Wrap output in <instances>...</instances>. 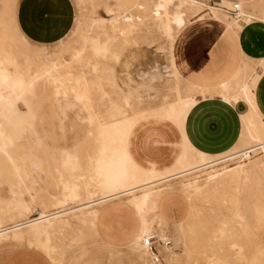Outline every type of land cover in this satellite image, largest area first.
Segmentation results:
<instances>
[{
    "label": "rangeland",
    "instance_id": "rangeland-1",
    "mask_svg": "<svg viewBox=\"0 0 264 264\" xmlns=\"http://www.w3.org/2000/svg\"><path fill=\"white\" fill-rule=\"evenodd\" d=\"M123 1L71 0L74 7L71 31L62 41L42 46L30 43L19 31L16 23L19 0H0V67L12 78L20 77L25 82L32 79L30 86L25 84L21 89L0 86V94L12 103L10 107L0 106V131L5 138L14 140L10 149L13 162L0 154L1 229L34 220L41 213L51 215L88 202L83 190L84 177L97 146L94 141L96 129L94 124H90L89 117L94 111L99 116L108 117L109 99L122 105L128 99L133 108L150 109L186 96L190 89L196 87L181 78L172 59L173 42L193 18L191 13L161 11L151 18L141 9L129 8L119 17L120 31L107 34L110 37V55L105 58L92 56L91 40H104L101 20L110 18L108 11L116 17L118 6ZM198 1L205 9L198 17L205 15L209 18L210 10L206 8L209 6L204 0ZM250 1L253 0H246L241 6L243 19L253 16L264 24V0L247 4ZM222 7L227 6L222 4ZM219 13L233 25L235 34L245 25L243 19L238 22L222 11ZM154 57L158 58L159 69L145 74L144 62ZM50 63L61 65L59 70L67 77L63 84L55 86L46 81L41 70ZM95 64L99 69L97 73L93 71ZM108 69L117 74V81ZM102 70L107 71L101 73ZM262 70L264 57L253 60L244 56L231 80L222 88L237 87L240 78L251 84ZM103 93L106 95L103 96ZM250 146L246 144L239 150ZM245 153L250 156L249 160ZM262 156L259 149L245 150L238 158L218 163L213 169L232 168L243 160L250 167L262 162ZM63 161H66L65 165ZM209 170L152 187L153 191H160L159 201L162 198V207H167L171 216L180 217L185 223L191 220L193 228L189 231L185 227L184 234H194L198 250L196 258H186L178 228L161 225L153 234L160 238L168 236L172 241L171 251L177 256L174 262L168 263L167 253L164 252L162 264H207L200 253L204 246L201 243L204 244L211 233L221 229L225 231L224 235L217 234L212 242L217 256L219 254V257H228L233 264L238 263L236 251L228 249L230 232L238 235L236 241L244 249L246 264L260 255L259 250L264 247V195L260 186L254 182L240 192L230 190L227 194H217L207 200L194 201L192 198V203L183 192L184 184L195 180L200 185L205 184ZM66 184L79 186L78 199L58 203L63 200ZM233 197L238 200L231 202ZM127 198L121 197L94 207L104 215L110 207L117 206L130 216L131 226L121 246L100 239L97 229L101 220L93 227L81 224L75 217L78 212H69L49 230L48 250L41 247L46 240L43 234L28 233L26 230L18 238L0 241V264H141L132 248L139 218L127 208ZM98 199L96 196L93 200ZM18 201L22 204L17 206ZM236 213L243 219L236 218ZM152 217V214L148 215L149 220ZM218 245L221 246L219 250ZM207 253L210 254L209 249Z\"/></svg>",
    "mask_w": 264,
    "mask_h": 264
},
{
    "label": "bare ground",
    "instance_id": "bare-ground-1",
    "mask_svg": "<svg viewBox=\"0 0 264 264\" xmlns=\"http://www.w3.org/2000/svg\"><path fill=\"white\" fill-rule=\"evenodd\" d=\"M259 2L261 3V0H259ZM232 4L226 8L232 7ZM200 5L201 3L198 0H125L118 6L116 17L113 15L112 11H108L110 18L108 20H101L100 28L105 35L103 37L104 40H91V54L95 58H105L106 55H110V37L107 34L108 32L116 34L120 31L121 26L119 24V17L125 14L129 8L141 9L145 15L151 18L160 14L161 11L173 12L175 14L186 12L193 14V17H198L205 11ZM241 6L242 5L239 4L242 20L243 14ZM214 7H216V10L213 7H206L210 10V18L212 21L217 24H222L228 30L234 32L233 25L219 13L220 11L225 13L221 9L222 3L219 2V4ZM262 12L264 18V2ZM243 20L246 25H251L254 22L262 23L258 18H254L253 16H246ZM263 20L264 19H262V21ZM120 21L122 22V20ZM60 67L61 65L54 63H50L48 66L43 67L41 72L45 74L47 82L55 86L63 84L67 77L63 76L59 70ZM143 69L145 74L151 70H158V58L154 57L145 61ZM93 71L95 73L99 71L97 64L93 66ZM106 71L107 70H102L100 72ZM262 72L263 70L261 73ZM111 74L112 78L117 81V74ZM31 82L32 79L25 82L20 77L12 78L6 73L3 67H0V86L21 89L25 84L30 86ZM255 82L256 81L253 80L251 84H248L245 78H240L237 87L234 88L216 87L204 89L196 86L188 91V95L180 97L172 102H168V100L163 105H157L158 107L150 109L133 108L128 99L124 100V105L116 100L109 99L107 107L108 117L99 116V114L94 113L95 111L93 115L89 117L90 124H94L96 129L94 141L97 146L93 157L90 158L91 166L89 171L84 177L83 190L87 194L88 202L51 215L41 213L39 217L34 220L21 224L19 223L9 228L1 229L2 227H0V241L8 238H18L24 232L23 230H26L28 233L43 234L46 240L41 247L44 248V250H48L49 230L60 223L62 216L69 212H78V215H75V217L81 224H90L94 227L98 222L101 223L104 216L101 215L99 210L94 209L95 206L106 204L121 197H128L127 208L135 212L139 218L137 233L133 240L132 248L138 255L141 264H151L141 242L146 236L152 235L156 228L159 229L161 225H166L158 214V201L161 195L160 191L152 190L154 185L173 182L194 173L210 169L206 173V179H204L205 184L203 183V185H200L196 180L184 184L183 192L188 195L191 202L192 198H194V201L199 199L207 200L217 194H227L230 190L240 192L243 187L254 182L260 186L259 188L264 195V121H262L254 105L253 89ZM105 95L106 93H103V96ZM207 96H217L232 106L243 103L247 107L246 113L240 117L242 130L239 141L230 151L220 155V158L216 160H211L213 157H208L196 152L187 145L185 140H183L180 147L175 146V156L169 166L159 167L155 163L149 162L147 167H141L134 161L129 152L128 138L140 123L150 120L157 122L166 121L175 126V128L180 129L183 127L190 110L197 104L198 99H204L207 98ZM76 97L82 99L79 95H76ZM11 104L12 103L0 94L1 107H10ZM0 141V154L3 155L7 161L13 162V152L10 149L12 145H14V140L12 138H5L2 131H0ZM246 144L251 146L239 150ZM249 149L261 150L263 154L262 162L254 163V165L247 167L243 160L232 168L222 167L219 170L213 169L218 163L238 158L245 150ZM244 155L249 160L250 156H248L247 153ZM62 164L65 165L66 161H63ZM79 189L78 185L66 184L63 188L65 192L63 200L58 201V203L75 201L78 199ZM96 196H98L99 199L94 201L93 199ZM233 199L238 200V198L233 197L230 201L232 202ZM237 202L239 203V201ZM21 204L22 202L18 201L16 205L18 206ZM24 208L26 209V207ZM191 208L194 209L193 206H191ZM149 214L153 215L151 220L148 219ZM235 217L241 220L243 219L239 213H236ZM174 226L178 228L181 234V242L185 254L183 255L188 259L196 258L198 250L195 245L194 234L189 236L184 234L185 227L188 228L189 231L192 230L191 220L187 223L183 221ZM224 233L225 231L223 229L217 233H211L205 240V243H201L204 246L201 247L200 253L203 255L207 264H233L228 257H219V254L217 256L216 251L212 249L214 247L212 242L216 235L219 234V236H223ZM236 238L238 239V235L235 234V232L229 233L228 239L231 241L228 243V249L236 251L235 259L238 261L236 264H246L245 261L247 257L244 254V249L242 245L237 243ZM219 246L220 245H218V250L221 247ZM208 249L210 252L209 255H207ZM164 252L167 253L166 261L168 263H172L176 260L177 256L171 251V248L164 249L162 254ZM259 254V256L249 260L250 264H264V247L259 250ZM48 255H50V253Z\"/></svg>",
    "mask_w": 264,
    "mask_h": 264
},
{
    "label": "crops",
    "instance_id": "crops-1",
    "mask_svg": "<svg viewBox=\"0 0 264 264\" xmlns=\"http://www.w3.org/2000/svg\"><path fill=\"white\" fill-rule=\"evenodd\" d=\"M204 1L209 7L219 2L226 6L246 3V0ZM16 23L30 43L53 45L71 31L74 7L71 0H19ZM244 56L253 60L264 57V24H245L235 34L224 25L214 23L210 17H193L176 36L172 46V59L178 74L204 89L226 85ZM124 62L127 63L125 58ZM253 93L255 109L264 121V71L257 77ZM246 111L243 103L232 106L217 96L200 98L180 129L166 121L140 123L128 138V150L141 167H147L149 162L159 167L169 166L175 156V146L180 147L183 140L198 153L218 157L238 143L242 130L240 117ZM110 208L104 214L97 234L103 242L121 246L131 226L130 216L121 207ZM158 212L168 226L183 222L180 217L171 216L167 207H162V198Z\"/></svg>",
    "mask_w": 264,
    "mask_h": 264
},
{
    "label": "built area",
    "instance_id": "built-area-1",
    "mask_svg": "<svg viewBox=\"0 0 264 264\" xmlns=\"http://www.w3.org/2000/svg\"><path fill=\"white\" fill-rule=\"evenodd\" d=\"M221 9L233 19L242 22L238 3H233L230 8L222 7ZM141 244L146 251L151 264H162V252L166 248H171L172 241L168 236H165L164 239H162L158 235L152 234L146 236Z\"/></svg>",
    "mask_w": 264,
    "mask_h": 264
}]
</instances>
